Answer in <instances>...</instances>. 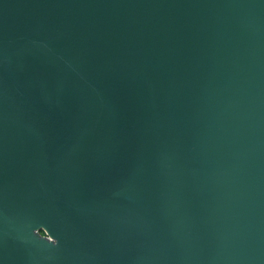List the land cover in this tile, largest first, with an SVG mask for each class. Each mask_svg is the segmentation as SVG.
Listing matches in <instances>:
<instances>
[{"label":"water","instance_id":"obj_1","mask_svg":"<svg viewBox=\"0 0 264 264\" xmlns=\"http://www.w3.org/2000/svg\"><path fill=\"white\" fill-rule=\"evenodd\" d=\"M0 264H264V0H0Z\"/></svg>","mask_w":264,"mask_h":264},{"label":"trees","instance_id":"obj_2","mask_svg":"<svg viewBox=\"0 0 264 264\" xmlns=\"http://www.w3.org/2000/svg\"><path fill=\"white\" fill-rule=\"evenodd\" d=\"M44 235V232H41Z\"/></svg>","mask_w":264,"mask_h":264}]
</instances>
